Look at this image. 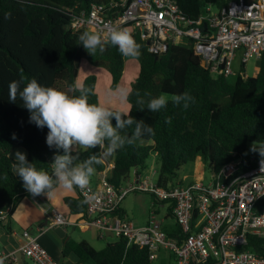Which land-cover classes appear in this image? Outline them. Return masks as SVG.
I'll list each match as a JSON object with an SVG mask.
<instances>
[{
    "label": "trees",
    "instance_id": "obj_1",
    "mask_svg": "<svg viewBox=\"0 0 264 264\" xmlns=\"http://www.w3.org/2000/svg\"><path fill=\"white\" fill-rule=\"evenodd\" d=\"M111 1L118 0H0V213L32 195L13 172L15 149H26L28 160L49 172L54 155L62 151L49 147L46 142L48 128H39L30 122V112L21 100L10 101V83L22 80L23 87L36 79L43 85L73 94L72 86L82 60L86 59L103 66L111 75L112 86L116 87L125 70V57L118 47L105 40L106 50L92 55L80 44L78 37L85 30H95L72 26L77 14L95 5L103 4L105 12L110 11L113 9ZM234 1L237 0H177L190 18H198L209 6L225 8ZM243 1L249 4L257 0ZM133 36L140 45V71L129 92L128 112L134 120L150 125L155 135H145L108 157L103 156L99 148L76 146L73 155L78 156L77 163L95 156L99 162L94 167L99 176L113 163L110 180L120 186L131 171L137 169L139 173L147 168L151 154L156 153L160 163L157 180L163 186H170L183 184L177 179L178 172L198 157L210 163L214 170L240 157L264 158L259 151L245 154L250 142L264 145V52L257 60L258 72L254 76L244 78L239 74L230 79L224 75L213 76L210 66L192 46L170 44L166 52L156 54L149 50L140 34ZM96 85V75L85 79L84 86L92 90L89 102L100 104ZM137 91L141 96L164 94L169 97V104L155 113L140 110L136 104ZM185 91L196 100L186 110L172 103L177 94ZM169 117L171 123H165ZM134 127L121 134L130 135ZM83 200L80 194L65 198L73 213L86 211ZM0 221L3 222L1 214ZM164 228L171 236L179 232L177 227ZM247 248L264 256V237L250 235ZM70 253L79 260H67ZM90 260L93 264H171L150 259L148 249L128 246L123 238L102 249H96L86 240H69L65 244L61 264H87ZM4 264L20 263L11 259Z\"/></svg>",
    "mask_w": 264,
    "mask_h": 264
},
{
    "label": "built area",
    "instance_id": "obj_2",
    "mask_svg": "<svg viewBox=\"0 0 264 264\" xmlns=\"http://www.w3.org/2000/svg\"><path fill=\"white\" fill-rule=\"evenodd\" d=\"M106 6L95 5L77 14L72 22L75 29L92 28L107 37L113 29H128L140 34L149 50L166 52L170 44L192 46L197 55L210 66L213 76L241 75L234 64L244 67L250 59L258 60L264 52V0L245 3L231 2L225 8L209 6L198 18H190L177 0H118ZM107 41V40H106ZM264 158L240 157L212 169V181H194L187 185L163 186L154 175L141 179L137 173L127 187L117 186L110 178L114 164L102 171L98 182L89 185L88 194L94 199L86 203V211L70 221L62 212L54 213L49 227L86 225L104 236L113 233L127 241L128 246L146 248L150 259L157 261L163 251L175 259L171 264H264V256L247 248L249 236L264 237ZM158 171H154L153 174ZM85 199V194L77 188ZM131 191L148 192L158 202L170 203V212L179 229L168 234L166 220L151 211L147 223L136 226L121 203ZM13 204L1 211V219L9 217ZM173 227V226H171ZM34 264H61L29 228L23 231L20 247ZM17 259L16 252H0V264Z\"/></svg>",
    "mask_w": 264,
    "mask_h": 264
},
{
    "label": "clouds",
    "instance_id": "obj_3",
    "mask_svg": "<svg viewBox=\"0 0 264 264\" xmlns=\"http://www.w3.org/2000/svg\"><path fill=\"white\" fill-rule=\"evenodd\" d=\"M80 44L92 55L97 51L103 53L105 38L101 34L85 30L78 37ZM107 43L118 47L124 57H138L141 55L140 45L128 29H111L106 37ZM23 81H13L9 85L8 96L10 101L17 99L23 102V107L30 112L29 120L39 128H48L46 142L49 147H54L57 153L51 163V172L37 168L27 158V154L17 151L15 163L12 165L14 174L23 181V186L32 195L47 194L48 197L58 189L72 190L78 188L85 194L82 203H91L93 196L88 194L91 178L95 173L94 165L99 161L95 156L77 163V155L73 149L79 146L83 149L102 150L103 156L115 154L125 145H132L145 135H155V130L142 121L134 120L130 112L114 110L99 103H90L89 94L92 91L83 84L75 82L72 93L62 89L46 86L38 80L32 79L21 87ZM75 93H79L78 95ZM109 95L126 101L129 92L117 86ZM136 104L140 110L148 109L158 112L169 104V97L164 94L159 96H141L136 93ZM196 102L195 97L188 91L177 94L172 103L188 109ZM115 121V124L113 123ZM165 123L170 124L171 118H166ZM135 125L130 135H122V131ZM253 150H258L264 157V145H254ZM264 163V161H262Z\"/></svg>",
    "mask_w": 264,
    "mask_h": 264
},
{
    "label": "rangeland",
    "instance_id": "obj_4",
    "mask_svg": "<svg viewBox=\"0 0 264 264\" xmlns=\"http://www.w3.org/2000/svg\"><path fill=\"white\" fill-rule=\"evenodd\" d=\"M184 45H187V42L183 41ZM238 59H236V62L234 64V69L236 72H239L240 70L246 71L248 76H254L258 72V61L255 59H250L248 63L242 67L238 65ZM140 71V64L138 57L132 58V57H125V70L123 77L119 84L117 86L121 88H125L128 90V92L131 91L132 85L137 79ZM89 75H96L97 76V85H96V92L99 96V101L101 105L110 107L112 109H118L121 111H129L130 110V104L128 102V99L126 101H121L116 97H113L109 95V92L116 88L112 86V78L110 73L101 65H97L94 63L89 62L86 59H83L80 65L79 74L77 77L76 82H79L84 85L85 79ZM232 76H229L231 79ZM254 145H262L258 142H250L248 144L247 150L245 151V154H252L254 152H258V150L254 151L253 146ZM17 151H21L26 153V149L24 148H17L15 149L13 153V157L15 158V154ZM160 169V163L158 159V155L156 153H152L149 161H148V167L141 169V179H145L148 175H154V180L158 178V174L153 172L156 170L159 172ZM203 175L199 181H203L205 184H209L212 181V169L210 163H205L203 161V158L199 157L195 161L190 162L189 164H186L182 167V169L178 172L177 179H180L183 181L182 185H187L194 179V177L197 175ZM135 174L133 171L122 181V186L127 187L129 184L134 180ZM194 181H197L195 179ZM156 201V198L147 192H141V191H131L122 201L121 208L124 210L126 215L133 220L136 226H142L147 223L149 214L151 211H156L158 213V217L160 219H165L166 224H176V221L174 217L172 216L170 212V203L168 202H158ZM64 227V226H63ZM50 229V228H49ZM67 230L70 235H73V238L77 241H80L82 239H85L79 230L75 231L72 229V227H67ZM93 231V238H89L92 242V245L96 249H102L104 248L109 242H115L118 237L116 236H107V237H101L99 236L98 232ZM51 233L54 232L50 231ZM49 233V234H51ZM60 234L58 236L63 235V230L61 229L59 231ZM48 235V233H47ZM55 236L54 238H56ZM53 238V239H54ZM75 256V255H73ZM76 257V256H75ZM26 261L29 264H34L30 258H26ZM175 259L169 255L168 251H163L157 262H167V263H174ZM87 264H93V262L86 261Z\"/></svg>",
    "mask_w": 264,
    "mask_h": 264
},
{
    "label": "crops",
    "instance_id": "obj_5",
    "mask_svg": "<svg viewBox=\"0 0 264 264\" xmlns=\"http://www.w3.org/2000/svg\"><path fill=\"white\" fill-rule=\"evenodd\" d=\"M99 177V174L95 172L91 178L92 182L97 183ZM202 177L203 175L197 174L193 180H199ZM193 180L190 181V183L194 182ZM69 196L78 197L79 192L77 188H73L72 190L58 189L57 191L53 192L50 197H48L47 194H40L36 196H25L20 199L19 202L11 210L9 217L3 222L0 221V252H16L17 255L20 252L19 250L23 242V231L26 228H29L33 234L39 235V240L41 241V243L49 250L54 258L60 261L63 258V249L65 247V244L69 240L71 242H80L82 240H86L92 245V230L96 231V233L98 232L99 236L101 237L111 236L110 233L102 236L101 232L92 226L74 224H70L64 227L58 225L47 229L44 232H41L40 229L42 227L47 228L49 227V225H51L54 213L56 211L62 212L70 221L79 220L78 218L80 216H78V214L80 213L71 212L69 206L65 202V198ZM171 226L174 227L173 224H171L169 227ZM67 227H72V229H74L75 231L79 230L80 233L86 238L80 241L75 240L73 238V235L69 234ZM61 229L63 230V235L58 236ZM53 230L54 232L51 233L50 231ZM55 236L57 237L54 238ZM73 255L75 254L70 253L66 257V259L72 262H77L79 258L76 255V257ZM16 260H18L19 262L18 256ZM25 261L26 259L24 260V262Z\"/></svg>",
    "mask_w": 264,
    "mask_h": 264
},
{
    "label": "water",
    "instance_id": "obj_6",
    "mask_svg": "<svg viewBox=\"0 0 264 264\" xmlns=\"http://www.w3.org/2000/svg\"><path fill=\"white\" fill-rule=\"evenodd\" d=\"M110 234H111V236H114L113 233H110ZM17 256H18L19 262H20L21 264H26V263L24 262V260L26 259V256H25L22 252H19V253L17 254Z\"/></svg>",
    "mask_w": 264,
    "mask_h": 264
}]
</instances>
